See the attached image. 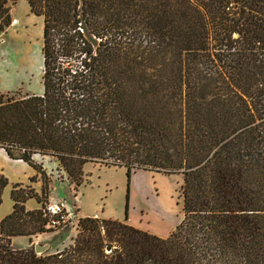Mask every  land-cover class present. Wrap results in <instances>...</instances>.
Instances as JSON below:
<instances>
[{
	"label": "trees",
	"instance_id": "trees-1",
	"mask_svg": "<svg viewBox=\"0 0 264 264\" xmlns=\"http://www.w3.org/2000/svg\"><path fill=\"white\" fill-rule=\"evenodd\" d=\"M25 1L42 19V92L0 94V148L43 184L12 185L0 264H264V0ZM34 155L74 188L89 162L124 167L127 187L136 170L179 175L181 220L159 238L79 218L67 247L17 249L55 231L25 209L48 193Z\"/></svg>",
	"mask_w": 264,
	"mask_h": 264
},
{
	"label": "crops",
	"instance_id": "crops-1",
	"mask_svg": "<svg viewBox=\"0 0 264 264\" xmlns=\"http://www.w3.org/2000/svg\"><path fill=\"white\" fill-rule=\"evenodd\" d=\"M19 1L26 3L25 0ZM5 7H7L6 2ZM26 11L32 15L29 12L28 5ZM8 13L10 19L16 20L17 23L14 25H7V28L4 29L3 35H6L10 30L19 25L18 19L12 16L13 10H8ZM32 16L36 17L34 15ZM36 18L40 19L42 30V19L41 17ZM47 158L49 157L38 155L33 156V160L36 163L42 164L43 168L46 167L45 161ZM0 174L8 181V185L4 190L8 189L9 195L12 185L14 184L29 186L37 195L41 194L43 184L41 181V174L22 160L10 158L3 148H0ZM46 175L49 179L46 201L63 203L65 211L75 219L87 217L125 222L127 225L135 229L147 232L159 238H166L169 236L179 223H177V217L179 214L177 211L173 214H171L170 211L162 212V218L160 217L159 225H156V223L151 225L149 224L148 214L150 210L154 211V207L150 208V206L147 205L143 210L138 208L136 213L134 212V208L130 207L129 202L132 190L140 195L143 194L146 202H148L149 197L152 200H158L156 178L164 176L159 173L136 170L131 174L129 185L127 187L126 169L124 167H108L100 163L89 162L83 166L82 181L76 188L71 184L69 186L66 179L65 181H59L48 176L47 173ZM138 177H140V180ZM31 179L33 181H30ZM116 196L119 197V201H115ZM10 201L11 205H13L11 198ZM126 203L127 215L125 220L124 210ZM40 208L41 205L34 198L29 199L25 203V209L28 211L38 210ZM11 211L12 207L9 212L5 211L0 213V218H2V216H7ZM171 223L173 225H170ZM66 225L62 228L55 229V231L50 233H52L54 238H65L70 241L75 234H72V228L68 231H64V228L67 227ZM17 237H22L23 239L22 245L18 246L17 249H24L30 245L33 246L34 244L39 243L47 246L44 252L53 253L66 247V243L61 241L59 245L54 246V248L51 249V241H48L51 239L46 232L36 234L30 238L26 236L12 237L11 243L14 247L15 238Z\"/></svg>",
	"mask_w": 264,
	"mask_h": 264
},
{
	"label": "rangeland",
	"instance_id": "rangeland-1",
	"mask_svg": "<svg viewBox=\"0 0 264 264\" xmlns=\"http://www.w3.org/2000/svg\"><path fill=\"white\" fill-rule=\"evenodd\" d=\"M4 1L7 7H5V4H1L2 6L0 5V94H4L11 99H18L24 95H40L42 92L41 21L26 11V3H22L19 0ZM4 8L8 10L12 9V16L16 17L19 21V25L10 30L6 35H3L4 29L7 28L5 24L8 23V25H11V19L9 13L8 20L5 18V13L1 10ZM45 166V168H43V166L42 168L48 176L53 177L55 180L65 181L66 175L58 167L55 159L47 158ZM159 174L164 176L156 178L158 200H152L148 195L149 200L146 202L143 194L140 195L132 190L129 202L130 207L134 208L135 213L138 208L143 210L147 205H149L150 208L154 207V211L150 210L148 214L149 224L151 225L155 223L159 225L162 212L170 211L171 214H173L177 211L179 212L177 217L178 223L181 219V200L178 197L181 176ZM138 179L140 180V177H138ZM4 189L1 193L0 213L5 211L9 212L12 207L9 190ZM115 201H119V197L116 196ZM4 217L2 216L0 221ZM72 221L73 220L66 225L67 227L64 228V231H68L72 228V234H76L78 229L77 223ZM170 225L173 224L171 223ZM48 234L51 239L48 240L51 241V249L59 245L61 241L66 243V247L71 243V240L68 241L65 238L59 237L54 238L50 232H48ZM22 240V237L15 238L14 245L16 248L22 245Z\"/></svg>",
	"mask_w": 264,
	"mask_h": 264
},
{
	"label": "built area",
	"instance_id": "built-area-1",
	"mask_svg": "<svg viewBox=\"0 0 264 264\" xmlns=\"http://www.w3.org/2000/svg\"><path fill=\"white\" fill-rule=\"evenodd\" d=\"M16 20H11V25L16 24ZM41 212L44 218L48 220L46 227L49 229H58L68 224L71 219L77 223L78 219L70 216L65 211L64 205L61 202H45L41 207ZM117 247L112 246L109 249H105L106 254H110L111 251L116 250Z\"/></svg>",
	"mask_w": 264,
	"mask_h": 264
},
{
	"label": "water",
	"instance_id": "water-1",
	"mask_svg": "<svg viewBox=\"0 0 264 264\" xmlns=\"http://www.w3.org/2000/svg\"><path fill=\"white\" fill-rule=\"evenodd\" d=\"M47 246L41 245V244H34L33 250L36 254H41L46 250Z\"/></svg>",
	"mask_w": 264,
	"mask_h": 264
}]
</instances>
